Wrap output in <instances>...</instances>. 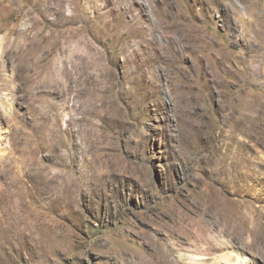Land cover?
Masks as SVG:
<instances>
[{"label":"rangeland","instance_id":"1","mask_svg":"<svg viewBox=\"0 0 264 264\" xmlns=\"http://www.w3.org/2000/svg\"><path fill=\"white\" fill-rule=\"evenodd\" d=\"M225 255L264 264V0H0V264Z\"/></svg>","mask_w":264,"mask_h":264},{"label":"bare ground","instance_id":"2","mask_svg":"<svg viewBox=\"0 0 264 264\" xmlns=\"http://www.w3.org/2000/svg\"><path fill=\"white\" fill-rule=\"evenodd\" d=\"M201 245H203V244H201ZM212 248H213V247H212ZM229 258H230L229 255H225V260H224V263H223V264H229V263H230ZM197 259H205V258H203V257H201V258L191 257V258H190V261H189L188 263H193V262H195ZM195 263H197V262H195Z\"/></svg>","mask_w":264,"mask_h":264}]
</instances>
